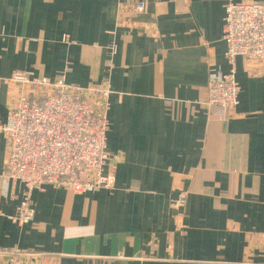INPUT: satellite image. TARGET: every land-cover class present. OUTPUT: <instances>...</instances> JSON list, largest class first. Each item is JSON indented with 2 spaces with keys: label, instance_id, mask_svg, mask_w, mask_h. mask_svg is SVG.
<instances>
[{
  "label": "crops",
  "instance_id": "crops-1",
  "mask_svg": "<svg viewBox=\"0 0 264 264\" xmlns=\"http://www.w3.org/2000/svg\"><path fill=\"white\" fill-rule=\"evenodd\" d=\"M0 0V124L28 92L18 72L109 89L107 170L114 186L32 192L35 218L14 221L24 185L6 172L0 131V264H264V60L236 58L238 104H208L229 71V2ZM67 38V40H66Z\"/></svg>",
  "mask_w": 264,
  "mask_h": 264
},
{
  "label": "built area",
  "instance_id": "built-area-1",
  "mask_svg": "<svg viewBox=\"0 0 264 264\" xmlns=\"http://www.w3.org/2000/svg\"><path fill=\"white\" fill-rule=\"evenodd\" d=\"M133 3L135 13L145 10L144 1ZM224 40L229 71L213 77L208 87V104L221 115H227L239 102L236 58L264 60V1L229 2ZM13 80L28 88L9 108L6 122L0 124L8 144L7 177L25 187L14 221L24 225L34 220L32 192L44 185L76 193L112 188L115 176L107 167L118 156L107 149L109 89L69 84L64 73L50 79L24 71L16 73ZM8 255V264H21L18 255L30 253L15 250Z\"/></svg>",
  "mask_w": 264,
  "mask_h": 264
},
{
  "label": "rangeland",
  "instance_id": "rangeland-1",
  "mask_svg": "<svg viewBox=\"0 0 264 264\" xmlns=\"http://www.w3.org/2000/svg\"><path fill=\"white\" fill-rule=\"evenodd\" d=\"M133 4L135 5V3L132 2L131 4L126 5L121 9L120 17H119L120 23H124V25H127L130 23L132 16L143 13L145 11L144 10L143 12L135 13L133 7H131V6H133ZM145 9H146V7H145ZM99 87H105V86H99ZM95 88H98V87H91L90 89H95Z\"/></svg>",
  "mask_w": 264,
  "mask_h": 264
}]
</instances>
